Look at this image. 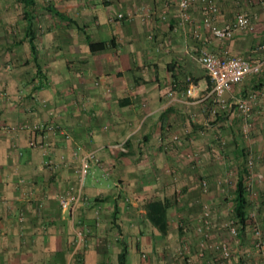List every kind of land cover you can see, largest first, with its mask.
Listing matches in <instances>:
<instances>
[{
  "label": "crops",
  "instance_id": "obj_1",
  "mask_svg": "<svg viewBox=\"0 0 264 264\" xmlns=\"http://www.w3.org/2000/svg\"><path fill=\"white\" fill-rule=\"evenodd\" d=\"M212 1L214 14L193 0L190 20L180 24L178 0H0V128L52 122L69 137L0 129V264L260 263L251 228L235 243L225 239L222 223L224 185H233L246 146L255 149L264 138V97L251 102L249 142L236 101L264 91V72L226 91L222 109L209 96L198 54L264 57V11L261 0ZM140 6L154 13L143 18ZM162 10L166 19L156 26ZM117 12L132 15L116 19ZM238 12L249 15L251 29L227 39L203 27L192 33L206 16L222 24ZM186 77L196 84L193 96L185 93ZM173 133L183 142L165 149ZM123 140L125 153L112 147ZM76 148L98 157L76 212L84 233L78 246L57 201L76 184ZM44 149L53 167L44 164ZM201 178L209 182L205 192ZM203 201L209 239L228 241L229 259L199 254ZM250 207L261 220L254 200Z\"/></svg>",
  "mask_w": 264,
  "mask_h": 264
},
{
  "label": "built area",
  "instance_id": "obj_2",
  "mask_svg": "<svg viewBox=\"0 0 264 264\" xmlns=\"http://www.w3.org/2000/svg\"><path fill=\"white\" fill-rule=\"evenodd\" d=\"M193 0H178L177 2V17L179 23H185L190 20V5ZM202 9L207 13H215L217 11V6L212 0H200ZM261 8L264 11V0L260 1ZM138 15L143 18H148L152 16L154 10L140 6L137 10ZM132 14L117 12L115 14L116 19H122L124 16L129 17ZM166 19V12L162 10L159 13L156 26H159L161 22ZM207 28L211 34L218 39H227L232 37L235 33L251 29L252 22L249 15L245 12H238L233 18L225 21L222 24H216L212 18L206 16L200 21H198L192 28L193 35L197 36L199 34L200 28ZM198 60L201 65L204 67L206 74L211 82V88L209 91V96L212 98L213 102L220 108L226 109L228 107V102L223 97V94L230 90L234 85L240 84L247 75H256L264 72V57L257 58H245L238 54H227V55H218L206 49H200L198 54ZM188 86L185 90L186 95L193 96L196 91V84L194 83L191 77H186ZM264 97V91H251L248 94L239 97L236 101V107L243 119L242 125V138L244 141H249V118L251 114V102L257 97ZM44 104V102H43ZM213 114H216V110L212 111ZM206 124V123H205ZM0 129L9 130V131H22V130H31L33 132H56L59 131L63 134L64 137L69 138L68 134L59 127L50 122V123H36V124H19V125H8L2 126ZM201 133H204V130H200ZM187 133V130H185ZM188 134V133H187ZM186 135V134H185ZM183 139L177 133H173L170 138L163 142L165 149H168L175 145H181ZM31 146H40L35 140L29 142ZM247 144V143H246ZM112 147H115L119 152H127L126 140L112 144ZM244 153V165L247 168L245 186L248 194V216L251 218V232L254 237L253 242V251L258 254L260 258L259 264H264V235L262 232V226H264V216L259 220L254 212L251 209V202L254 200L259 193L252 188L251 181L261 182L264 181V138L258 144V146L253 149L246 146ZM44 164L47 166L53 167L54 163L50 159L48 152L43 150ZM73 157L78 161V166L76 167L77 181L76 184H72L65 188L57 195V201L59 207L62 211H66L72 224L74 231V242L78 246L84 237L83 230L78 227L76 224V212L80 203L84 200L82 194V187L85 180V177L91 172V164L98 161V157L93 150L81 151L79 148L74 149ZM106 176V174H105ZM230 182V181H229ZM217 184H222L223 181L218 179ZM209 182L207 178L200 179V187L203 192L207 191ZM25 197L30 195L24 193ZM264 201V199H263ZM251 209V210H250ZM98 211V210H96ZM97 213V212H96ZM21 218V216H20ZM222 227L227 232L229 238L235 243L240 240L241 234L238 224L233 217H230L222 223ZM210 213H209V204L205 201L201 203L200 213L198 214V224L196 226V231L201 235L199 241V254L204 255V251L209 250L213 252L216 257L215 260L229 259L232 256V250L229 246L228 241L224 240H210ZM179 253H187L188 249L185 246L178 247ZM246 257H243V260L239 264H245Z\"/></svg>",
  "mask_w": 264,
  "mask_h": 264
},
{
  "label": "trees",
  "instance_id": "obj_3",
  "mask_svg": "<svg viewBox=\"0 0 264 264\" xmlns=\"http://www.w3.org/2000/svg\"><path fill=\"white\" fill-rule=\"evenodd\" d=\"M242 164L238 166L235 172V179L233 181V197H232V217L236 220L240 231L246 230L251 226V218L248 216V194L245 186L247 168L244 165V153L242 154ZM255 207L263 204L264 201L260 195L254 199Z\"/></svg>",
  "mask_w": 264,
  "mask_h": 264
},
{
  "label": "rangeland",
  "instance_id": "obj_4",
  "mask_svg": "<svg viewBox=\"0 0 264 264\" xmlns=\"http://www.w3.org/2000/svg\"><path fill=\"white\" fill-rule=\"evenodd\" d=\"M252 127V126H251ZM254 138H255V135H254ZM254 138H253V143L255 142V140H254ZM259 141V140H258ZM257 141V142H258ZM249 142V141H248ZM257 142H256V144H250L251 146H254V145H257ZM257 147V146H256ZM255 147V148H256ZM234 181V175H233V177H232V182ZM225 187H226V192H227V194H228V197L226 196V200H224L225 201V204H226V211H227V214H226V216L224 217L225 218V220L226 219H228V218H230V217H232V214H231V209H232V195H233V185H228V184H226V185H224ZM253 189L254 190H256L257 192H259V195H260V197H262V199H264V181H261V182H257V181H254L253 182ZM259 207H258V209L261 211V212H264V203L263 204H259L258 205ZM256 208V207H255ZM222 221V220H221ZM220 221V222H221ZM224 231V237H225V239L226 240H228L229 238V236H228V234H227V232L225 231V230H223ZM248 232H250V231H248ZM245 237H246V235H245ZM248 239H249V241H250V239H251V235L250 234H248Z\"/></svg>",
  "mask_w": 264,
  "mask_h": 264
}]
</instances>
